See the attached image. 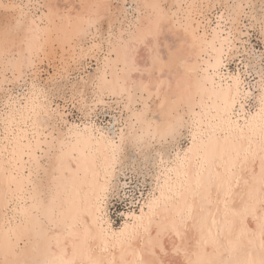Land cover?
<instances>
[{
	"label": "snow or ice",
	"instance_id": "6c2138e0",
	"mask_svg": "<svg viewBox=\"0 0 264 264\" xmlns=\"http://www.w3.org/2000/svg\"><path fill=\"white\" fill-rule=\"evenodd\" d=\"M246 27L264 0H0V264H264V52L224 59ZM117 169L156 184L118 230Z\"/></svg>",
	"mask_w": 264,
	"mask_h": 264
},
{
	"label": "rangeland",
	"instance_id": "374dc122",
	"mask_svg": "<svg viewBox=\"0 0 264 264\" xmlns=\"http://www.w3.org/2000/svg\"><path fill=\"white\" fill-rule=\"evenodd\" d=\"M12 2H19V0H12ZM232 2L234 1L232 0ZM259 2L260 0H253L252 3L251 0L250 3L258 6ZM23 3H27V0H23ZM129 3H133L132 0H129ZM256 11H259L258 7ZM224 35H227L226 31ZM233 42L236 48L232 49L225 57V62L229 65L228 70L239 71L243 69L247 71L251 69V67H246L248 56L253 57V59L255 57L256 68L259 70L261 53L264 52V36L259 30L254 27H246L239 32V35L235 36ZM154 185L155 182L152 177L145 181L143 177H137L134 173L124 169L115 171L105 204V213L114 229H118L122 224L125 211L138 209L139 201L142 198L141 193L150 194Z\"/></svg>",
	"mask_w": 264,
	"mask_h": 264
},
{
	"label": "bare ground",
	"instance_id": "6f19581e",
	"mask_svg": "<svg viewBox=\"0 0 264 264\" xmlns=\"http://www.w3.org/2000/svg\"><path fill=\"white\" fill-rule=\"evenodd\" d=\"M234 2L233 3H241V2H243V3H249V2H251V0H233ZM29 2H32V3H35L36 2V0H27V3H29ZM62 2L63 3H72V2H81V0H62ZM84 2H91V0H84ZM132 2L134 3V2H136V0H132ZM142 2H144V0H142ZM174 2L175 3H192V2H196V0H174ZM224 2H228V0H224ZM252 3H253V0H252ZM36 19H37V22H39V20H40V17L39 16H37L36 17ZM233 40L234 39H232L231 40V48H230V50H226L225 51V56H224V59H225V57H227V55H228V53H230V51L232 50V49H235L236 48V45H235V43L233 42ZM238 48V47H237ZM247 51V50H246ZM236 52V51H235ZM234 52V53H235ZM232 53V52H231ZM237 53H238V51H237ZM22 54H28L27 53V49H25L24 50V52L22 53ZM233 54V53H232ZM259 61V60H258ZM260 62V61H259ZM0 63H2V56H0ZM257 63V61H256V59H255V57H254V59H253V57L251 58L250 56H248V58H247V62H246V67H251V71L252 72H256V73H258V69L256 68V64ZM259 65H260V63H259ZM0 143H2V141H0ZM28 168H31V165H28L27 166ZM114 175H115V172L108 178V184H109V186H111V183H112V180H113V177H114ZM19 176H20V178H21V180L26 184L27 183V180H26V178H25V176H24V169H21L20 170V172H19ZM33 179H35V177H33ZM110 188V187H109ZM155 189H156V184L153 186V188L151 189V193L150 194H152L154 191H155ZM108 191H109V189H108ZM142 194V198H141V200L139 201V205H138V209H131L130 211H128V212H124V214H125V217H124V219H123V222H122V224L120 225V226H123L125 223H128V224H131V223H133L134 222V219L136 218V217H139L140 215H141V212H142V210L144 211V212H147V207H146V204H147V202L151 199V195L149 194V193H147V194H144L143 192L141 193ZM107 196H108V193L106 194ZM106 201L107 200H105L104 201V203H103V213H104V220L105 221H107V224L105 225V227H107L108 225H111L110 224V221H109V219H108V216L106 215V211H105V204H106ZM28 203L30 204L31 203V200L29 199L28 200ZM25 205L22 203L21 204V209H23V207H24ZM92 217H89V223H91L92 222ZM15 225V220L13 221V223H12V225H7L6 226V224H5V219H4V215H3V212L2 211H0V244H2L3 242H4V238H5V234H6V231H7V228L8 227H13ZM112 227V226H111ZM113 228V227H112ZM118 230V229H117ZM23 243H28V241H26V240H22V244ZM35 258L36 259H43L44 258V256H43V252L42 251H37L36 252V254H35Z\"/></svg>",
	"mask_w": 264,
	"mask_h": 264
}]
</instances>
